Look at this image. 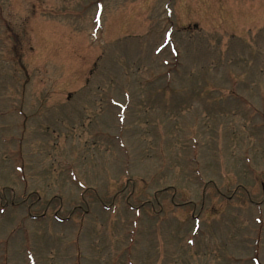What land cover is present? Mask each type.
<instances>
[{
  "label": "rangeland",
  "instance_id": "rangeland-1",
  "mask_svg": "<svg viewBox=\"0 0 264 264\" xmlns=\"http://www.w3.org/2000/svg\"><path fill=\"white\" fill-rule=\"evenodd\" d=\"M0 264H264V0H0Z\"/></svg>",
  "mask_w": 264,
  "mask_h": 264
}]
</instances>
